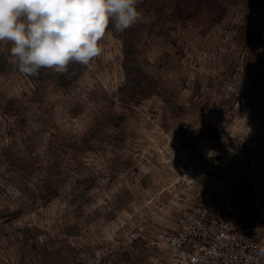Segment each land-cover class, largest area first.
<instances>
[{
    "label": "rangeland",
    "instance_id": "rangeland-1",
    "mask_svg": "<svg viewBox=\"0 0 264 264\" xmlns=\"http://www.w3.org/2000/svg\"><path fill=\"white\" fill-rule=\"evenodd\" d=\"M137 8L64 73L23 74L0 44V264H152L169 158L221 152L231 111L264 100V0Z\"/></svg>",
    "mask_w": 264,
    "mask_h": 264
},
{
    "label": "built area",
    "instance_id": "built-area-1",
    "mask_svg": "<svg viewBox=\"0 0 264 264\" xmlns=\"http://www.w3.org/2000/svg\"><path fill=\"white\" fill-rule=\"evenodd\" d=\"M227 118L217 155L197 139L169 158L171 224L152 264H264V100Z\"/></svg>",
    "mask_w": 264,
    "mask_h": 264
},
{
    "label": "clouds",
    "instance_id": "clouds-1",
    "mask_svg": "<svg viewBox=\"0 0 264 264\" xmlns=\"http://www.w3.org/2000/svg\"><path fill=\"white\" fill-rule=\"evenodd\" d=\"M142 0H0V44H10L26 75L70 62L88 65L103 52L110 22L123 32L142 19Z\"/></svg>",
    "mask_w": 264,
    "mask_h": 264
},
{
    "label": "bare ground",
    "instance_id": "bare-ground-1",
    "mask_svg": "<svg viewBox=\"0 0 264 264\" xmlns=\"http://www.w3.org/2000/svg\"><path fill=\"white\" fill-rule=\"evenodd\" d=\"M204 153L206 155H217L219 152L207 147L204 148Z\"/></svg>",
    "mask_w": 264,
    "mask_h": 264
}]
</instances>
